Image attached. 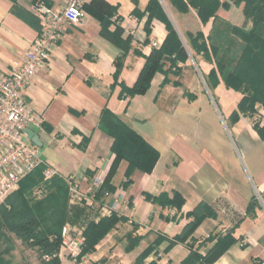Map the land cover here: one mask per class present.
Masks as SVG:
<instances>
[{"label": "crops", "instance_id": "0c3cea01", "mask_svg": "<svg viewBox=\"0 0 264 264\" xmlns=\"http://www.w3.org/2000/svg\"><path fill=\"white\" fill-rule=\"evenodd\" d=\"M35 1L0 0L2 71H8L11 60L21 57L38 34L39 21L30 9ZM42 1L53 10H59L63 2ZM107 1L117 7L119 24L132 36V47L140 50L142 56L147 55L151 47L162 43L167 30L157 17L151 18L149 42L143 43L147 37V11L144 9L148 0ZM159 2L191 54L193 50L187 33L201 31L206 36L212 27V19L202 23L192 7L180 12L170 0ZM233 6L220 7L216 14L233 25H241L244 21L242 6L237 5L241 13ZM135 9L137 13L133 12ZM84 10L82 21L66 28L48 60L25 90L26 102L42 118L41 127L36 132L42 146H53L60 155V160L54 163H49L43 155L46 163L53 166L61 177L74 176L82 190L93 176L105 177L114 157L110 150L111 137L97 127L105 104L143 135L160 154L151 172L133 170L132 181L124 190L125 200L114 207L109 195L103 194L100 198L87 196L74 203L69 202L68 196L67 221L63 224L66 231L62 234L61 230L62 242L58 248L60 264H133L139 253L159 236L163 238L148 252L145 261L180 264L191 249L197 248L204 254L217 236L225 234L233 236L235 242L212 264H264V138L252 127L251 118L240 114L235 121H224L230 137L223 129L215 139H211V135L194 140L180 135L176 138L170 136L166 123L175 110L179 107L188 109L199 97H205L204 93L210 95L208 100L212 107H217L214 91L195 88L200 84L197 82L193 84L194 88H188L195 95L189 100L179 86L169 83L177 81V76L169 73L166 76L168 82L164 83V74L157 72L144 94H136L128 103L119 99L120 86L113 89L110 86L119 48L100 35L99 20L86 7ZM142 56L129 50L118 81L127 86L133 84L144 61ZM193 78L197 77L182 75L180 80L193 81ZM236 92L238 100L239 92ZM146 101L151 109L145 105ZM233 108H225L227 117ZM257 115L262 124L264 108H260ZM147 118L151 119V126H148ZM213 124L222 126L219 122ZM125 167L126 162L121 161L111 179L116 187L125 178ZM174 190L183 196L184 202L179 210L173 207L172 212V208L161 207L143 196V192L171 195ZM199 204L207 205L213 215L204 217L184 241L175 240L174 236L182 233L193 219L186 213ZM111 211L125 216L126 220L110 229L94 250L84 254L79 262L72 258L63 242L83 236L88 222H96ZM129 232L140 238L134 247L126 249ZM214 234L215 238L206 240ZM170 241L174 243L170 244ZM189 243H193L192 247Z\"/></svg>", "mask_w": 264, "mask_h": 264}, {"label": "trees", "instance_id": "16d2710c", "mask_svg": "<svg viewBox=\"0 0 264 264\" xmlns=\"http://www.w3.org/2000/svg\"><path fill=\"white\" fill-rule=\"evenodd\" d=\"M170 2L180 12H186L189 7L194 8L202 23L212 19V27L207 36L201 31L187 33L191 49L202 54L205 60L211 58L214 60L215 68H211L204 76L205 83L212 89L221 80L225 87L241 93L236 108L231 111L230 119L235 121L240 114L250 117L252 127L263 139L264 122L260 124L257 114L260 108H264V0H170ZM231 3L242 4L244 18L251 22L249 28L233 25L217 16L216 12L220 7L226 8ZM84 7L99 20L100 35L119 48V53L114 58L115 71L112 73L110 86L113 89L119 85L118 98L126 100L127 103L136 94H144L148 90L155 73H163V81L167 83L166 76L171 68L176 66L175 60H184L187 57L184 44L171 21L165 16L159 0H148L144 9L147 11L145 21L147 37L143 43L149 42V22L153 17L164 22L167 33L158 47H151L150 52L143 56L140 50L132 47V36L125 33L119 24L115 5L107 0H90ZM133 12L137 13L136 9ZM111 25L114 27L111 28ZM130 49L136 55L142 56L144 61L133 84L127 86L118 79L125 56ZM167 62L169 66L166 67ZM192 98L194 95H190L189 99ZM255 115L257 118H254ZM97 127L111 137L110 150L114 155L103 182L95 193V196L100 198L105 192L112 193L116 189L111 179L121 161L126 162L125 181L122 182L126 188L132 181L133 170L151 172L160 153L106 104L100 111ZM43 169L44 165H41L22 178L18 188L0 204V264H11L10 260L4 258V253L8 252L6 248H2L4 230L16 233L24 242L30 243L29 246L37 247L42 264H60L57 251L62 242L61 230L67 221L68 187L64 178L58 174L45 178ZM44 182L43 196L34 198L31 195L32 190ZM143 196L161 207H175L177 210L184 202L183 196L175 190L171 195L166 192L157 195L143 192ZM5 203L9 208L4 206ZM186 214L192 215L193 219L182 233L174 236L175 240L184 241L204 217L213 215V211L207 205L199 204ZM125 220V216L111 211L109 215L100 217L96 222H88L83 229L84 240L77 261L79 262L82 255L92 252L100 239L117 223ZM215 237V234L209 235L206 240ZM139 238L140 236L129 232L126 249L134 247ZM162 238L157 237L144 248L133 264H158L155 260L146 262L145 257ZM174 241H170V244ZM234 242L235 238L230 234L217 236L214 244L204 254L197 248L191 249L180 264H212ZM192 244L189 243V247H192Z\"/></svg>", "mask_w": 264, "mask_h": 264}, {"label": "built area", "instance_id": "2783aa9c", "mask_svg": "<svg viewBox=\"0 0 264 264\" xmlns=\"http://www.w3.org/2000/svg\"><path fill=\"white\" fill-rule=\"evenodd\" d=\"M86 1L63 0L59 10L51 9L42 0L33 2L30 9L39 21L38 34L29 42L21 57L11 60L8 71L0 69V204L18 188L20 180L35 168L44 165L45 178L58 174L53 166L46 163L41 147L32 143L25 132L26 128H40L42 124L41 115L26 102L25 90L48 60L66 28L82 21ZM63 178L68 187L70 203L87 196L93 197L104 179L101 175H95L82 190L74 176ZM124 181L112 193H104L110 196L112 207L125 200ZM65 231L63 227L62 234ZM83 240L84 237L79 235L65 240L62 245L73 258H78Z\"/></svg>", "mask_w": 264, "mask_h": 264}, {"label": "rangeland", "instance_id": "374dc122", "mask_svg": "<svg viewBox=\"0 0 264 264\" xmlns=\"http://www.w3.org/2000/svg\"><path fill=\"white\" fill-rule=\"evenodd\" d=\"M240 5L242 6V4ZM233 7L234 8L236 7V12L239 11L241 13L240 8L237 5ZM237 26L249 28L251 26V22L250 20L244 18L243 23ZM185 50L187 53V57L184 58V60H180V59L175 60L174 64H176V66L174 68L172 67L171 70L169 71L170 74L177 76V81H172L169 83L171 84L173 83L175 84V86H179V89L184 91L185 97L189 99L190 95H194V94L190 92L188 88L190 87L194 88L193 84L195 83L197 84V82H199L200 84H197L198 86L195 88L199 87L198 89L201 88L202 90L209 89L210 91H214L213 98H215L217 105L219 106L216 107V105L214 104L215 106L212 107V104L208 100V98H210V95L204 93L205 97L203 96L199 97L193 104L189 106L188 109L183 110L180 109L179 107L175 110L174 115L172 117H169V120L166 123L167 132L172 137L176 138L177 136L180 135L188 140H194V138L201 139V137L210 136V135H211V139H215L223 129L225 132H227V135L230 137L229 134L230 130L228 129L224 121L228 119L230 121L231 112L227 117L225 114V108L229 106H234V108H236L238 102L236 98V94H234V92L236 91L232 88L225 87V85L221 81H219V83L214 88L210 89L208 85H206V83L204 82L205 81L204 76L208 74L211 68H215L214 60L212 58L210 60H205L202 54L196 53L194 51L191 54H189L186 48ZM165 66L166 67L169 66V62H167ZM182 75L185 77H189L193 75L196 76L198 79L193 78L194 79L193 81L185 82L180 80ZM240 96L241 93H239V98ZM205 99L207 100L205 101ZM145 105L151 109V105L147 101L145 102ZM138 109L141 108H137L136 110ZM117 115L120 116L119 114ZM254 118H257V116L255 115ZM147 122L149 124L148 126H151L150 118L149 119L147 118ZM217 122L222 124V126L218 127L216 124H213ZM31 128L35 132H38L37 127L31 126ZM41 150L49 163H54L55 161L60 160V155L57 152V150L53 148V146H48V147L41 146ZM44 185L45 182L39 184L38 187L37 186L34 187L31 195L36 199L41 198L43 196L42 191L44 190ZM4 206L9 208V205L7 203H5ZM168 208H172L170 209L172 212L175 207L174 208L168 207ZM4 232H5L4 233L5 236H4V244L2 248H6V251H8L4 253L5 259L10 260L11 264H42L37 253L38 249L36 250L37 247L34 248L32 246H29L30 243L28 244L24 242L21 239L22 237H20L14 232L7 230H4ZM57 254L59 255V251H57ZM48 257L50 256H46V258Z\"/></svg>", "mask_w": 264, "mask_h": 264}, {"label": "water", "instance_id": "95a60500", "mask_svg": "<svg viewBox=\"0 0 264 264\" xmlns=\"http://www.w3.org/2000/svg\"><path fill=\"white\" fill-rule=\"evenodd\" d=\"M25 132L27 134V137L29 138V140L34 143L35 145L41 147L42 146V142L39 139V135L32 129L26 128Z\"/></svg>", "mask_w": 264, "mask_h": 264}]
</instances>
